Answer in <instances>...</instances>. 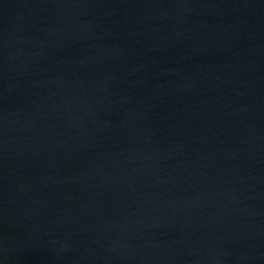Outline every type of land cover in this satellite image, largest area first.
<instances>
[{
  "label": "water",
  "instance_id": "water-1",
  "mask_svg": "<svg viewBox=\"0 0 264 264\" xmlns=\"http://www.w3.org/2000/svg\"><path fill=\"white\" fill-rule=\"evenodd\" d=\"M0 264H264V0H0Z\"/></svg>",
  "mask_w": 264,
  "mask_h": 264
}]
</instances>
